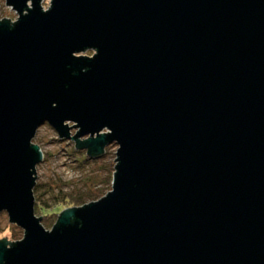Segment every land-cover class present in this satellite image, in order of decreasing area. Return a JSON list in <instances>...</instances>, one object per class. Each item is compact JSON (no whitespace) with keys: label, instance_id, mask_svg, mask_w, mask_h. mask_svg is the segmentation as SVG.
<instances>
[{"label":"water","instance_id":"1","mask_svg":"<svg viewBox=\"0 0 264 264\" xmlns=\"http://www.w3.org/2000/svg\"><path fill=\"white\" fill-rule=\"evenodd\" d=\"M43 1L0 21V214L24 231L0 264H264V0ZM44 124L118 147L111 191L51 231Z\"/></svg>","mask_w":264,"mask_h":264},{"label":"rangeland","instance_id":"2","mask_svg":"<svg viewBox=\"0 0 264 264\" xmlns=\"http://www.w3.org/2000/svg\"><path fill=\"white\" fill-rule=\"evenodd\" d=\"M50 0H44L41 7L44 11L49 8ZM3 19L10 20L13 24L17 21V14L6 5L5 0H0V21ZM94 52L87 51L82 56L92 57ZM72 126V124H69ZM76 133L72 131V135ZM84 140V139H82ZM32 144L39 147L43 155L46 156L45 161L42 160L35 169V184L39 185L38 194L43 201H50L51 194H60L59 198L64 194L81 196L88 203L97 201L111 191V184H107L106 179L109 174L114 173L116 166L117 145L109 144L105 147V155L98 160H90L86 164H80V155L86 154V150H78L75 148V142L70 140H62L56 132L47 124L37 129ZM104 182V183H103ZM102 193H99V190ZM90 196H88V193ZM34 196V195H33ZM50 204V203H49ZM64 205L63 211L71 209ZM35 212V211H34ZM37 218L39 215L35 214ZM58 217L48 219L43 222L41 218V226L46 231H51L56 224ZM53 220V221H51ZM24 231L16 225L11 224L6 213L0 214V240L5 238L11 243L21 241Z\"/></svg>","mask_w":264,"mask_h":264},{"label":"trees","instance_id":"3","mask_svg":"<svg viewBox=\"0 0 264 264\" xmlns=\"http://www.w3.org/2000/svg\"><path fill=\"white\" fill-rule=\"evenodd\" d=\"M104 155H105V150H104V153L100 157H89L86 154H81L80 155L81 160H79V162H80V164H82V163L86 164L90 160L101 159V158H103ZM45 159H46V156L43 155V160L45 161ZM112 177H113V173L109 174L108 178L106 179L107 184L112 183ZM39 188H40V186L35 184L34 189H33V195H34V200H35L34 211H35V214L39 215L42 218L43 222H45V220H48V219H53L54 217L59 218L60 213L63 211L62 207L65 204L68 205L67 207L76 208V207H80L82 205H85L87 203L84 200V198H82L81 196H74V195H68V194L62 195L61 198H59L60 194H51V196H50L51 202H48V201L46 202V201H43L41 199L42 195L40 196L38 194ZM109 189H111V188H109ZM91 192L92 191H90L88 193V196H90ZM99 193H102L101 189L99 190ZM58 218H57V220H58ZM51 221H53V220H51ZM56 223H57V221H56Z\"/></svg>","mask_w":264,"mask_h":264}]
</instances>
